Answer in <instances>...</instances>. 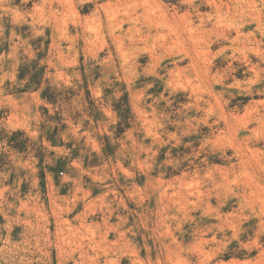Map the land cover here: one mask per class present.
I'll use <instances>...</instances> for the list:
<instances>
[{"label": "rangeland", "instance_id": "rangeland-1", "mask_svg": "<svg viewBox=\"0 0 264 264\" xmlns=\"http://www.w3.org/2000/svg\"><path fill=\"white\" fill-rule=\"evenodd\" d=\"M0 264H264V0H0Z\"/></svg>", "mask_w": 264, "mask_h": 264}, {"label": "bare ground", "instance_id": "bare-ground-1", "mask_svg": "<svg viewBox=\"0 0 264 264\" xmlns=\"http://www.w3.org/2000/svg\"><path fill=\"white\" fill-rule=\"evenodd\" d=\"M220 1V0H219ZM212 3H213V1H211ZM218 2V1H217ZM211 4V3H210ZM236 4V3H235ZM213 5V4H212ZM217 5V4H216ZM219 5V4H218ZM221 6V5H220ZM196 7V6H195ZM234 8H236V7H234ZM231 9H232V7H231ZM237 9V8H236ZM235 9V10H236ZM198 10V9H197ZM200 10V9H199ZM220 11H222V10H220ZM229 11H230V9H229ZM238 11V10H237ZM239 11H240V9H239ZM217 12H219L218 11V8H217ZM198 13V12H197ZM190 14V13H189ZM233 14H235V13H233ZM183 15V14H182ZM190 16V15H189ZM202 16V15H201ZM188 19V18H187ZM199 19V18H198ZM191 23V22H190ZM261 23V22H260ZM192 24V23H191ZM187 31V30H186ZM237 31V30H236ZM229 32V31H228ZM261 33V32H260Z\"/></svg>", "mask_w": 264, "mask_h": 264}]
</instances>
